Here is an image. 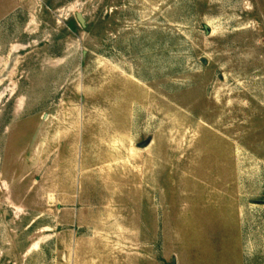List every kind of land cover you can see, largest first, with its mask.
<instances>
[{
  "label": "rangeland",
  "instance_id": "obj_1",
  "mask_svg": "<svg viewBox=\"0 0 264 264\" xmlns=\"http://www.w3.org/2000/svg\"><path fill=\"white\" fill-rule=\"evenodd\" d=\"M0 264H264V0H0Z\"/></svg>",
  "mask_w": 264,
  "mask_h": 264
},
{
  "label": "water",
  "instance_id": "obj_2",
  "mask_svg": "<svg viewBox=\"0 0 264 264\" xmlns=\"http://www.w3.org/2000/svg\"><path fill=\"white\" fill-rule=\"evenodd\" d=\"M78 19H79V21L81 22V24H83V19H82V17H81L80 15H78ZM149 144H150V141L148 140V141L144 142L143 144H141L140 147H141V148H145V147H147Z\"/></svg>",
  "mask_w": 264,
  "mask_h": 264
},
{
  "label": "bare ground",
  "instance_id": "obj_3",
  "mask_svg": "<svg viewBox=\"0 0 264 264\" xmlns=\"http://www.w3.org/2000/svg\"><path fill=\"white\" fill-rule=\"evenodd\" d=\"M35 246L33 245L32 247H30V249H33Z\"/></svg>",
  "mask_w": 264,
  "mask_h": 264
}]
</instances>
